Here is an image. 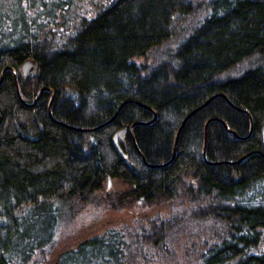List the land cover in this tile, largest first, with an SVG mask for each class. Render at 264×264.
Returning <instances> with one entry per match:
<instances>
[{"label":"trees","instance_id":"trees-1","mask_svg":"<svg viewBox=\"0 0 264 264\" xmlns=\"http://www.w3.org/2000/svg\"><path fill=\"white\" fill-rule=\"evenodd\" d=\"M91 6L0 0V264H41L58 203L108 178L127 186L106 196L113 208H181L147 230L87 237L52 264H136L145 251L170 262L181 238L197 240L195 264H264V0ZM153 49V64L132 60ZM11 68L24 103L40 94L34 106Z\"/></svg>","mask_w":264,"mask_h":264},{"label":"rangeland","instance_id":"rangeland-1","mask_svg":"<svg viewBox=\"0 0 264 264\" xmlns=\"http://www.w3.org/2000/svg\"><path fill=\"white\" fill-rule=\"evenodd\" d=\"M92 10L103 5L107 0H88ZM194 4L200 5L206 0H192ZM179 26L175 28L178 29ZM175 29V30H176ZM172 47L173 44L165 45ZM165 47H163L164 49ZM164 51V50H163ZM162 51V52H163ZM162 57L161 52L151 50L146 56L132 59L136 64H153ZM248 63L239 65L234 74H238ZM126 184L118 179H109L103 190L95 192L89 198L73 197L63 203H58L60 222L54 243L47 248L41 264H52L59 252L75 246L79 241L94 235H100L110 230H124L127 233L147 230L150 223L157 219H167L172 211L181 208L176 204L157 203L153 205H142L133 203L124 208H113L105 199L108 194L115 195L126 189ZM185 206V205H184ZM195 240V239H194ZM181 238L180 246L176 254L172 255L170 262L159 261L153 252L138 256L136 264H195L189 256L198 243L189 242ZM264 247V244L262 245ZM196 251V250H195ZM174 257V258H173Z\"/></svg>","mask_w":264,"mask_h":264},{"label":"water","instance_id":"water-1","mask_svg":"<svg viewBox=\"0 0 264 264\" xmlns=\"http://www.w3.org/2000/svg\"><path fill=\"white\" fill-rule=\"evenodd\" d=\"M8 69H9V68H8ZM34 69H35V61L32 60V59H27V60H25V61L22 63L21 68H20V70H21V74H22L24 77L29 76L31 73H33ZM10 70L12 71V73H13V75H14V79H15V91H16V94H17V96H18L20 102H21L23 105L28 106V107H32V106H34V105L36 104L37 100L39 99L40 94L37 96V98L34 100L33 103H31V104H26V103H24V102L21 100V97H20V94H19V90H18V85H17V83H16V72H15V70L12 69V68H11ZM3 73H4V71H3ZM3 73H2V75H1V77H0V82H1V80H2ZM41 92H42V91H41ZM52 100H53V92H51V99H50L49 106H48L49 112H50V107H51ZM209 100H210V99H209ZM207 102H208V101H207ZM192 113H193V112L189 113V115H187V116L185 117V119H184V121L182 122L180 128L178 129V132H177V135H176V139L178 138L179 131H180L181 127L183 126L184 122L187 120V118H188ZM100 126H102V125H100ZM126 131H127L126 129H123V130H120V131H118V132L115 133V135H114V143H115V145H116V140L118 139V137L121 136L122 134H125ZM174 149H175V148H174ZM244 157H245V156H244ZM242 158H243V157H242Z\"/></svg>","mask_w":264,"mask_h":264}]
</instances>
